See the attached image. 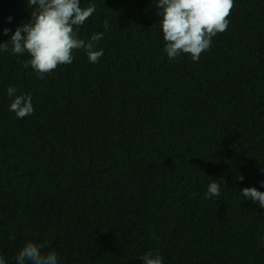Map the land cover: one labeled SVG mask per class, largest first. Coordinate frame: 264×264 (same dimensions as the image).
<instances>
[{"label": "trees", "instance_id": "trees-1", "mask_svg": "<svg viewBox=\"0 0 264 264\" xmlns=\"http://www.w3.org/2000/svg\"><path fill=\"white\" fill-rule=\"evenodd\" d=\"M157 2L80 0L96 11L78 38L104 33L96 64L77 50L39 79L27 54L0 53L7 264L28 241L59 264H143L149 251L163 264H264V208L240 194L264 192V0H234L196 62L169 61ZM32 11L0 0V43ZM10 86L31 94L34 114L10 111ZM213 180L221 194L206 199Z\"/></svg>", "mask_w": 264, "mask_h": 264}, {"label": "clouds", "instance_id": "clouds-1", "mask_svg": "<svg viewBox=\"0 0 264 264\" xmlns=\"http://www.w3.org/2000/svg\"><path fill=\"white\" fill-rule=\"evenodd\" d=\"M26 3L33 9L30 20L18 26L9 41L0 43V53L27 54L30 59L24 61L23 67L31 66L39 79H45L59 66L71 65L77 50H83L90 63H99L104 53L102 49L97 50V44L104 33H93L87 41L78 38L80 27L96 11L94 4L82 8L80 0H26ZM155 6L156 15L161 18L159 23L165 42L163 51L169 61L190 54L192 61L196 62L202 53L211 49L213 38L228 29L234 0H158ZM8 20L11 22L12 17ZM104 27L107 30V20ZM11 31L4 28L3 35ZM7 95L12 99L10 111L18 119L34 114L31 94L17 95V88L10 86ZM236 179L242 182L245 177L238 175ZM260 186L264 187V182ZM220 194V184L213 180L208 185L206 199ZM240 194L264 208V192L246 187ZM10 239L15 240V235ZM45 247L43 242H26L15 258L16 264H59L58 254L54 251L44 253ZM140 259L143 264H163L164 260L152 251ZM0 264H7L3 255H0Z\"/></svg>", "mask_w": 264, "mask_h": 264}]
</instances>
